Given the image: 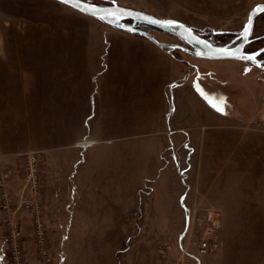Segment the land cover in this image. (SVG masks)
Returning <instances> with one entry per match:
<instances>
[{
  "label": "rangeland",
  "instance_id": "1",
  "mask_svg": "<svg viewBox=\"0 0 264 264\" xmlns=\"http://www.w3.org/2000/svg\"><path fill=\"white\" fill-rule=\"evenodd\" d=\"M86 1L110 4L111 0ZM114 1L156 17L177 18L215 44L240 37L250 9L264 3L262 0ZM69 9L51 4L41 8L36 0H0V48L5 52L0 51L4 55H0V63H6L0 74L9 75L7 64L30 60L34 52H28L29 47L48 44L58 48L47 53L51 56L48 73L53 71L47 75L75 79L79 74L75 71V48L60 52V46L75 47L81 38H88L81 44L94 50L99 44L104 45L103 41L118 39L113 34L122 32L77 10L64 14ZM61 12L60 19H56L55 15ZM147 30L159 42L188 47L173 34L152 27ZM80 33L89 36L81 37ZM252 38L247 50L264 45V12L255 19ZM172 48L170 53L160 47L175 62V77L180 80L167 84L160 93L155 90L145 93L140 86L132 89L126 85L103 89V84H99L103 78L94 77L93 113L83 129L76 111L81 110L84 97L75 91L60 94L58 100L70 98L66 102L60 100L62 103L54 109L49 107L47 114L35 108V116L29 114L30 102L34 101L15 100L16 113L9 117V125L17 150L10 155L14 161L6 158L0 163V172H9L7 189L13 195L11 206H16L10 215L20 224L21 252L26 264H260L250 257L256 246L254 232L238 220L237 214L233 216L234 204H228L226 212L231 223L229 244L225 242L222 204L215 201L225 191L199 190L196 145L211 125L224 131L226 139L232 138L238 121L247 128L255 126L252 114L259 100L254 96L257 92L264 99V70L241 60L196 57ZM10 49L13 52L9 53ZM260 56L264 59V52ZM153 67L152 63L145 64L143 73ZM15 74H26L22 64ZM198 101L221 115L206 114ZM259 106H264V100ZM1 123L7 124L6 115L0 118ZM256 125V129L263 127ZM84 137L93 140L88 148L79 143ZM41 138L55 140L57 148L51 151L40 148ZM184 142L188 147L182 146ZM30 151H39L40 229L34 224L31 208L19 205L29 197L24 155ZM82 156L87 163L71 178L74 162ZM72 184L75 197L69 192ZM56 191L58 196L53 197ZM247 192L252 196L256 191ZM253 206L254 199L248 202L247 210ZM25 209L30 210V228L22 227L20 222ZM207 211L219 219L218 229H214L211 221L203 222L200 215ZM6 223L0 210L1 238L8 258L10 241H17L18 237L12 231L15 227L12 221L8 235L11 240L6 241ZM27 229L29 246L24 244L23 232ZM40 235L42 241L38 240ZM202 238L211 244L216 238L217 245L200 252L197 243ZM14 261L20 264L21 257Z\"/></svg>",
  "mask_w": 264,
  "mask_h": 264
},
{
  "label": "crops",
  "instance_id": "2",
  "mask_svg": "<svg viewBox=\"0 0 264 264\" xmlns=\"http://www.w3.org/2000/svg\"><path fill=\"white\" fill-rule=\"evenodd\" d=\"M36 1L38 5H41V8H46L48 4L59 9L71 8L68 13H64L66 15L76 10L57 0ZM42 4H44V7ZM61 14L62 12L55 15L56 19H60ZM117 31H122L113 34L118 36V39L103 41L104 45L98 43L99 45L94 50L89 49L90 46L81 44L88 41V38H81V43L75 44V47L64 44L60 46V52L73 51L75 48V71L79 73L75 75V79L47 75L53 72L48 73L47 64L51 56L47 53L53 51L52 48H58L57 45L38 44L31 46L27 50L30 53L34 52L31 54L30 60H25L23 63L16 61L18 64L15 62L7 64L9 75L0 74V118L5 115L7 117V124L1 123L0 125V132L6 133L5 136L0 135V163L6 161V158L9 161H14L10 155L17 150L15 137L10 136L12 126L9 125V117L12 118L16 113L14 110L15 100L29 99L34 101L30 102L29 114L35 116L36 113L33 112L35 108L41 111L43 109L44 114H47L49 107L54 109L56 108L55 105L60 106V103L66 102L65 100L70 98L67 96L68 98L65 97V100L60 99L62 101L60 102L58 100L60 94L75 91V94H82L84 97L83 106L80 108L81 112L76 111V114L78 113L81 116L79 122L83 129L86 128V126H83L84 122L86 123L88 119H91L93 113L91 111L92 80L97 75L103 78L102 83H99L103 84V89L114 85H126L132 89H139L140 86L145 93L154 92V90L160 93L167 84L171 82L175 84L180 80L175 77L177 75L175 62L156 43L120 29ZM79 35L81 37L89 36L88 33H80ZM0 51L5 53L2 47ZM8 52L11 53L13 50L10 49ZM151 63L155 67L152 70L147 69L146 74H144L143 66ZM5 64L0 63V73L3 71ZM12 64L15 65L10 66ZM20 64L26 71L24 76L15 74L16 68ZM92 67L93 69H90ZM74 84L75 88L73 87ZM254 98L259 100V105L264 100L263 96H260L257 92ZM54 100L58 102L54 104ZM198 102L205 107L201 101ZM259 105L253 111L252 117L256 124L263 125V127L258 126V129H256L257 125L255 124L254 127L247 128L238 121L239 125L236 131H232L231 139L225 138L224 131H217L215 129L216 125H211L209 132L205 135L203 133V136L201 135L200 141L196 145L198 151L196 179L200 191H225L219 193L220 195L215 198L216 204H222L220 206L224 217L225 242L229 244L228 229L230 227L228 225L231 223V220L226 216V212L228 214V204H234L235 206L231 209L233 216L237 214L238 220L245 223V227L252 229L251 231L254 232V245L256 246L255 250L250 253V257L260 264H264V106ZM204 112L215 117L221 115V112L207 107L204 108ZM46 130L47 128H45ZM256 130L260 132H256ZM4 137L8 140H6L7 142L4 141ZM43 139L39 140L40 148L50 149L49 151L57 148L55 140L51 142V139ZM79 143L84 148H88L93 144V140L84 137ZM185 143H182V146L188 147ZM54 155L49 154V156ZM62 162L65 164V161ZM86 163L83 156L75 161L71 178L76 177V174L83 167L82 165ZM74 190L75 185L72 184L69 192L73 197H75ZM247 191L256 192L251 196V194L247 195ZM55 196H58V191L55 192L53 197ZM253 199V211L251 209L247 210L248 202ZM218 201L221 203H218ZM29 215L30 210L25 209L23 215L20 216L22 227L30 228ZM23 234L24 244L29 246L31 240L28 238L30 236L28 229ZM1 235L0 228V264H7L6 246Z\"/></svg>",
  "mask_w": 264,
  "mask_h": 264
},
{
  "label": "water",
  "instance_id": "3",
  "mask_svg": "<svg viewBox=\"0 0 264 264\" xmlns=\"http://www.w3.org/2000/svg\"><path fill=\"white\" fill-rule=\"evenodd\" d=\"M87 14L100 22L116 29L134 33L156 43L159 47H176L196 57L208 59H234L251 63L264 70V64L257 56L264 52V45L254 51H245L244 47L251 41L256 17L264 12V3L254 5L247 20L240 31V41L235 46H229L231 42L215 44L198 34L193 27L172 18H160L150 13L137 10L111 0L110 4H99L97 2L79 0L78 5L64 3ZM139 25H147L155 29L173 34L181 39L188 47L176 43H163L157 41L153 36L141 29Z\"/></svg>",
  "mask_w": 264,
  "mask_h": 264
},
{
  "label": "built area",
  "instance_id": "4",
  "mask_svg": "<svg viewBox=\"0 0 264 264\" xmlns=\"http://www.w3.org/2000/svg\"><path fill=\"white\" fill-rule=\"evenodd\" d=\"M25 161L24 165L27 167L26 168V182H27V189L30 191L29 197L27 201L21 200L22 205L19 203L20 206H23L25 208L30 207L32 210V215L34 219V224L40 229L42 226V221H41V214H40V198L38 195V191L40 188V179L37 176L38 173V159H39V151H30L25 153ZM24 166V167H25ZM9 179V172L8 171H1L0 172V210L3 212L4 220L6 223V229H5V237L6 241H9V226H11L12 221L15 222V227L12 229V231L15 230L18 240L14 241L13 239L10 241V264H18L17 262L14 261V259L21 257V263L20 264H26V260L24 257H22V241H21V235H20V224L18 220H12L10 212H15L16 206L14 205V208L11 206L13 198L12 193L8 192L9 190L7 189V181ZM22 196V193L20 194ZM18 206V205H17ZM201 218H203V222L208 223V221H211L213 223L214 229H218L219 227V219L216 217H213V213L211 211H207L205 214L200 215ZM41 232V231H40ZM42 233V232H41ZM39 241L43 240V236H39L38 238ZM16 242V243H15ZM16 244V245H15ZM217 245L216 238L213 239L212 244L209 243V241L205 240L202 238L198 243H197V248L200 252H205L208 249H211ZM184 253L186 251L182 249ZM8 257V258H9Z\"/></svg>",
  "mask_w": 264,
  "mask_h": 264
},
{
  "label": "flooded vegetation",
  "instance_id": "5",
  "mask_svg": "<svg viewBox=\"0 0 264 264\" xmlns=\"http://www.w3.org/2000/svg\"><path fill=\"white\" fill-rule=\"evenodd\" d=\"M254 40V38H252V36H251V41L250 42H252ZM240 41V37L239 36H237V37H235V38H232V40L230 41L231 43H230V45L229 46H235L238 42ZM249 42V43H250ZM248 43V44H249ZM247 46V45H246ZM246 46L244 47V50L245 51H254V50H256V49H254V50H247L246 49ZM262 56V55H261ZM261 56H260V54L257 56V58L263 63V61H264V59L263 58H261ZM264 57V56H263ZM264 64V63H263Z\"/></svg>",
  "mask_w": 264,
  "mask_h": 264
},
{
  "label": "trees",
  "instance_id": "6",
  "mask_svg": "<svg viewBox=\"0 0 264 264\" xmlns=\"http://www.w3.org/2000/svg\"><path fill=\"white\" fill-rule=\"evenodd\" d=\"M103 1H108V0H103ZM97 3H99V2H97ZM139 27H140V28L143 27V28H145L146 31H148V30H147V27L149 28L150 26H147V25H139ZM193 29H194V28H193ZM194 30H195V29H194ZM163 49L167 50V51L170 52V53H171V50H173L172 47H163ZM263 63H264V61H263Z\"/></svg>",
  "mask_w": 264,
  "mask_h": 264
},
{
  "label": "snow or ice",
  "instance_id": "7",
  "mask_svg": "<svg viewBox=\"0 0 264 264\" xmlns=\"http://www.w3.org/2000/svg\"><path fill=\"white\" fill-rule=\"evenodd\" d=\"M64 3L73 4L74 6L78 5L79 0H63Z\"/></svg>",
  "mask_w": 264,
  "mask_h": 264
}]
</instances>
